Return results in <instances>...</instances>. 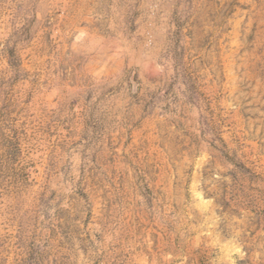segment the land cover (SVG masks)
Masks as SVG:
<instances>
[{"label":"rangeland","instance_id":"rangeland-1","mask_svg":"<svg viewBox=\"0 0 264 264\" xmlns=\"http://www.w3.org/2000/svg\"><path fill=\"white\" fill-rule=\"evenodd\" d=\"M0 264H264V0H0Z\"/></svg>","mask_w":264,"mask_h":264}]
</instances>
